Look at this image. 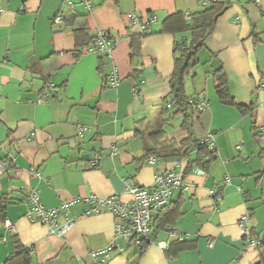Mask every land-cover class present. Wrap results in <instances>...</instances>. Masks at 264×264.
<instances>
[{"label": "crops", "instance_id": "crops-1", "mask_svg": "<svg viewBox=\"0 0 264 264\" xmlns=\"http://www.w3.org/2000/svg\"><path fill=\"white\" fill-rule=\"evenodd\" d=\"M197 1L90 0L88 10L79 6L93 33L107 30L115 41L110 57L99 61L91 50L75 57L62 0H0V197L7 200L4 220L16 228L11 234L0 220V264L11 255L12 236L33 264H94L88 253L105 245L114 217L107 211L83 215L87 205L73 202L69 215L77 219L58 236L25 217L29 193L38 192L46 208L86 195L118 194L127 200L125 180L150 185L155 173L184 158L171 155L173 146L190 134L188 155L194 159V140L208 133L216 135L214 159L205 170L187 172L183 160L190 189L173 192L168 203L177 201L173 219L155 232L151 228L153 242L132 264H256L264 257V244L245 249L237 227L246 214V224L264 243V186L255 181L264 172V140L257 137L264 127V0H228V9L217 18L202 47L209 54V77L199 76L194 66L184 80L186 95L208 100L204 111L194 110L187 130L182 114L170 117L175 106L167 112L162 107L171 96L175 37L161 32V22L176 11L197 10ZM60 12L64 19L53 23ZM130 12L142 20L151 13L157 17L141 39L134 67L127 35L147 26L130 23ZM114 66L119 82L111 86ZM218 67L235 103L250 108L245 113L219 101L212 77ZM132 69L140 71L141 82L129 78ZM47 82L53 87L40 101ZM160 124L163 133L153 136ZM81 126L87 129L78 136ZM113 146L119 153H112ZM145 147L165 151L149 163ZM158 213L152 212V222ZM171 231L186 239L178 243ZM158 242L168 248L162 250ZM134 251L128 247L114 254L109 264H128Z\"/></svg>", "mask_w": 264, "mask_h": 264}, {"label": "built area", "instance_id": "built-area-1", "mask_svg": "<svg viewBox=\"0 0 264 264\" xmlns=\"http://www.w3.org/2000/svg\"><path fill=\"white\" fill-rule=\"evenodd\" d=\"M213 1L214 0H198L197 8H204ZM62 2L68 7L69 14H78L79 6L84 10H88L91 6L90 0H62ZM184 16L188 18V12H185ZM64 17L65 14L60 12L53 17L52 21L55 24H59ZM126 17L133 25H140L141 23L147 25L157 22V17L154 14L147 20L140 19L139 15L132 12L127 13ZM237 22L238 20L235 19L234 23ZM96 35L95 52L103 57H110L115 45L113 37L107 30H98L96 31ZM118 82L119 77L117 68L114 66L108 84L115 86ZM52 87L53 84L50 82L45 84L40 94V101L48 99L49 91ZM261 87L264 89V84L261 85ZM133 90L136 91L135 87ZM190 103L194 104L196 111H203L208 106V101L204 96H199L196 102L190 100ZM164 105L167 108H171L175 105V98L173 95L168 97ZM86 129L87 127L81 126L77 132L78 136H81ZM215 136V133H208L199 140V144L204 146L209 152L215 153ZM257 137L259 140H264V127L260 128ZM112 153H119V148L113 146ZM209 156L210 155L203 156L202 161L207 162ZM188 158L189 155L187 154L183 159L176 160L172 168L155 173L150 185L144 186L125 180L126 191L129 194L127 200L122 199L118 194H111L105 197L86 195L77 197L71 201H62L57 207L46 208L41 203L38 192L32 191L25 201L27 206L25 217L31 222L45 224L52 233L63 236L66 231L74 225L77 219L76 216L73 217L69 215L70 205L73 202L80 201L87 205V209L84 211L83 215L107 211L114 217L112 234L102 248L89 251L88 255L94 264H109L114 254H123L128 247L135 248L141 243L153 242L150 235L152 212L167 205L176 189H190V186L185 181L182 169L183 160H188ZM97 160L98 157L93 164H96ZM146 160L149 163H155L156 158L154 156H148ZM224 182L228 184L229 177H225ZM238 190L240 189L238 188ZM246 221V214L241 215L237 221V227L243 238L245 249H260L264 244L263 239L253 235ZM4 226L9 233L15 234L16 228L11 221L5 219ZM171 235L178 241L186 239L185 236L177 235L173 231H171ZM2 240H5V238H2ZM157 244L162 250L168 248L167 244L163 242H158Z\"/></svg>", "mask_w": 264, "mask_h": 264}, {"label": "trees", "instance_id": "trees-1", "mask_svg": "<svg viewBox=\"0 0 264 264\" xmlns=\"http://www.w3.org/2000/svg\"><path fill=\"white\" fill-rule=\"evenodd\" d=\"M228 0H214L208 6L204 8H197L195 11L188 12V18H185V11H176L171 15L165 17L161 22V32H167L175 37L174 40V68L169 78L170 94L175 98V111L170 114L174 116L176 114H182L184 119L182 126L185 129H189L190 118L196 111L195 106L192 102H196L199 96L189 97L185 93L184 80L189 71L198 63L197 53L206 45L207 37L213 32L217 18L228 9ZM152 15L149 14V18ZM64 25L69 27L74 37V55L79 57L84 50L93 51L99 61L104 58L96 50V32H92L88 27L86 19L79 14H69L64 19ZM151 23L147 24V27H143L137 34L128 33L127 36L130 38V50L129 59L133 64V67L138 63L140 56V42L141 39L148 35V29ZM149 25V26H148ZM180 37L178 38V36ZM140 71L138 69H132L129 78L136 83L141 82ZM212 77L215 81L214 91L219 101L226 105L235 106L240 112L245 113L248 111L247 107L240 106L235 103L234 99L230 96L227 85V77L222 67H218L212 72ZM208 101V100H207ZM163 110L166 112L167 108L164 104L162 105ZM195 110V111H194ZM204 111V110H203ZM201 113L202 111H196ZM163 133L160 127L157 131L152 133L153 136L161 135ZM191 135L188 138L181 141L179 147L173 146L171 149V155L177 154L178 157L189 154V148L191 143ZM199 140H194V146L198 150L196 158H188L184 171L187 172L193 168L205 170L209 162H211L215 153L209 152L204 146L199 144ZM193 141V140H192ZM145 154L144 159L148 156H154L157 158L160 152H164V148H144ZM175 152V153H174ZM154 154V155H153ZM168 155V154H167ZM205 155H210L207 162H203L202 158ZM257 184L264 186V172H260L256 179ZM7 204V200L4 197H0V220L4 221V209ZM177 201L171 204H167L159 209V213L151 223L153 232L164 228L165 223L173 219ZM12 252L11 255L5 260L4 264H33L29 258V254L26 253L23 245L16 236H12ZM182 243L183 241H178ZM147 243H141L138 247L134 248V252L128 257V264L134 263L144 252ZM257 264H264V257L261 258Z\"/></svg>", "mask_w": 264, "mask_h": 264}, {"label": "rangeland", "instance_id": "rangeland-1", "mask_svg": "<svg viewBox=\"0 0 264 264\" xmlns=\"http://www.w3.org/2000/svg\"><path fill=\"white\" fill-rule=\"evenodd\" d=\"M208 57H209V54L205 49L201 48L198 51V53H197L198 63L195 66H196V70H197V73L199 74V76L204 74V76L206 75L209 77L208 74H209V71L211 70V67L209 65V58ZM199 76H198V78H199ZM208 80L211 81L210 79H208ZM172 124L174 125V121Z\"/></svg>", "mask_w": 264, "mask_h": 264}]
</instances>
